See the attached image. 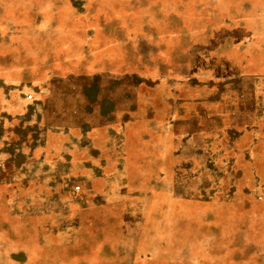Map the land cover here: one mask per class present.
<instances>
[{
  "label": "rangeland",
  "instance_id": "374dc122",
  "mask_svg": "<svg viewBox=\"0 0 264 264\" xmlns=\"http://www.w3.org/2000/svg\"><path fill=\"white\" fill-rule=\"evenodd\" d=\"M262 241L264 0H0V264Z\"/></svg>",
  "mask_w": 264,
  "mask_h": 264
},
{
  "label": "crops",
  "instance_id": "0c3cea01",
  "mask_svg": "<svg viewBox=\"0 0 264 264\" xmlns=\"http://www.w3.org/2000/svg\"><path fill=\"white\" fill-rule=\"evenodd\" d=\"M254 201L251 199L250 200V203H253ZM261 235H263V234H261ZM254 245L255 246H253V247H264V241H262L260 244H258V243H254Z\"/></svg>",
  "mask_w": 264,
  "mask_h": 264
}]
</instances>
